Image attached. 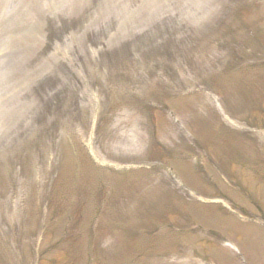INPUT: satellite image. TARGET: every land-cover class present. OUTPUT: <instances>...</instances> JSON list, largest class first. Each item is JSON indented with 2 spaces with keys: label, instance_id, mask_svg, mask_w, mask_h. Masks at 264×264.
Returning <instances> with one entry per match:
<instances>
[{
  "label": "rangeland",
  "instance_id": "rangeland-1",
  "mask_svg": "<svg viewBox=\"0 0 264 264\" xmlns=\"http://www.w3.org/2000/svg\"><path fill=\"white\" fill-rule=\"evenodd\" d=\"M0 264H264V0H0Z\"/></svg>",
  "mask_w": 264,
  "mask_h": 264
}]
</instances>
